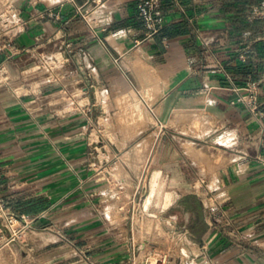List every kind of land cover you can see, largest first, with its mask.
I'll use <instances>...</instances> for the list:
<instances>
[{
  "label": "crops",
  "instance_id": "obj_1",
  "mask_svg": "<svg viewBox=\"0 0 264 264\" xmlns=\"http://www.w3.org/2000/svg\"><path fill=\"white\" fill-rule=\"evenodd\" d=\"M139 1L17 0L25 27L13 37L0 30V66L10 77L0 84V141H13L4 168L31 171L24 184L37 187L5 199L9 212L28 218L22 247L31 253L22 263L73 264L62 256L75 250L83 264H151L146 243L157 229L141 234L136 223L147 191L140 196L138 175L125 208H103L117 196H106L104 176L97 181L101 156L89 129L106 116L109 94L114 121L120 102V121L147 122L136 136L160 139L147 152L153 169L181 171L178 183L167 175L168 188L188 218L189 202L209 200L188 189V172L201 163L213 170L223 157L228 226H215V208L202 207L201 232L179 228L172 207L153 208L164 231L190 236L202 264H264V17L252 15L261 0H164L165 24L153 36ZM44 58L55 67H42ZM71 96L87 111L74 109Z\"/></svg>",
  "mask_w": 264,
  "mask_h": 264
},
{
  "label": "rangeland",
  "instance_id": "obj_2",
  "mask_svg": "<svg viewBox=\"0 0 264 264\" xmlns=\"http://www.w3.org/2000/svg\"><path fill=\"white\" fill-rule=\"evenodd\" d=\"M109 96L110 95L107 94L106 102L108 103L105 104V114L107 115L102 116L101 122L95 121L91 126V129H89V135L94 147L96 145H98L99 147L103 146L100 150L101 153L97 151V155L100 154L101 157L95 156L94 158V161L96 162L95 166L99 167L98 172H100L96 177L97 181L98 177L104 176L108 181V185L110 186V188L105 193L106 196H110V194L117 196V201L115 203H112L110 201L106 204V206H103V208L107 207V209L111 211L117 210L121 207L125 208V203L121 202V199L130 196L132 192V178L134 177L133 175L135 173L141 180L140 196L147 190L144 196L142 195V201H139L138 203V208L142 216L138 217V215H136L135 218L137 225L141 227L142 234L144 233V231L146 232L145 228L149 225V220L147 218L148 216H146L145 214V212L147 213V211L144 208L143 201L145 202V199L148 196L147 193H149L148 186L154 170L153 167L158 166H151V164L147 161V152L153 147L154 144L155 146H157L156 141L160 139H144V137L136 136L139 133H147V122L139 120V117L137 115H135L130 120L120 121L119 114L124 112L125 107V105H122L120 102L117 103L118 107L115 109V117L118 120L114 121L111 115V113H114V111H111L113 105L110 102ZM99 124H102V126H100ZM100 129H102L101 132ZM144 129L145 131H143ZM142 140L143 142L140 143L141 148L135 151L137 143ZM10 143H13V141H0V199H2L5 203L4 210H0V264H24L22 263V261L27 258V256L29 257V253H31L30 250H25L22 247L23 241L29 237L25 232L23 233L24 229L26 228L25 225L28 224V218L25 215H19V213L9 212V206L6 203L5 199L12 195H35V193L37 192V187L34 184L30 183L24 184V182L27 181V176L25 175L27 173H31V171L25 169H16L11 172L9 169L6 170L4 168L7 164L5 162L9 160V154L5 153L3 149ZM128 152L131 155L136 153V156L134 155L135 157L133 159L129 158L127 160L124 154H128ZM19 156V154L16 155V157ZM193 158L195 161H198L199 164L201 163L199 157H197L195 154L193 155ZM13 161L19 162V159L14 160L13 158ZM200 165V170L193 169L188 172L194 183L192 184V186H189L188 189L197 191L201 193V195H203V193H209V195L205 196V198L209 197V200H205V205L201 203L203 209L210 212L212 208H215V226H228V212L231 211V205L228 204V192L221 185L222 174L220 167L223 165V157H220L219 160L215 158V169L213 170H208L206 167L207 164L205 163H201ZM164 172L168 176L170 175L171 179H175L178 183L181 177V171L167 170ZM82 177H84L83 174ZM168 190L170 189L168 188ZM198 197H201L200 194L198 195ZM25 199L23 201H25ZM15 201L16 202H14V208L18 210L21 205H19V201ZM29 205L32 204L29 203ZM99 207L102 208V206L100 205ZM167 214H176L178 222L177 226L179 228L183 229L190 226V218H188L186 216V213L180 210L178 206L172 207L170 211L167 212ZM155 218L156 217L153 218V221L150 223L149 227L151 232L155 228L157 230L156 232H154L155 234L153 233L150 236H147L150 239L149 241H158L160 245L155 247L156 245H151L153 244L151 242L146 243L147 247H154L152 249V252H149L146 256V260L150 259L151 264H166L167 262H170V256H173V262L174 264H176V254H178L179 256H183V264H189L190 261L193 262L192 264L201 262L200 259L196 258L195 255H191L190 253L189 246H193V250L196 253L200 252L199 245L194 244L190 236H174L173 234L170 235L169 233L164 231L160 220H155ZM185 242L187 243L185 244ZM184 251L188 253L186 256L183 255ZM34 254L35 253H33V256ZM48 254H50L49 251H45L44 256ZM166 254H168V257L164 259V255ZM62 257L65 258V261L68 260L69 263L83 264L79 261L75 250H68ZM155 259H157V261H155Z\"/></svg>",
  "mask_w": 264,
  "mask_h": 264
},
{
  "label": "built area",
  "instance_id": "obj_3",
  "mask_svg": "<svg viewBox=\"0 0 264 264\" xmlns=\"http://www.w3.org/2000/svg\"><path fill=\"white\" fill-rule=\"evenodd\" d=\"M17 0H0V30L3 27L7 28V33H10L9 36H16L19 34L25 27L26 21H21L18 15ZM138 8L140 15L143 18L145 27L147 29V35L153 36L163 29L165 24V13H164V0H140L138 3ZM52 11H50L51 13ZM252 15L256 17H264V0H261V3L252 10ZM42 67L51 70L55 67V64L48 60L47 58L43 59ZM10 80V77L7 73V70L4 66H0V84ZM253 88V86H249ZM256 91L251 89V96L248 99L249 103H254L256 101ZM72 106L74 109H82L87 111L83 105L77 103L74 97L71 96ZM244 99V97H243ZM102 126V124H99ZM102 129H100V132ZM99 150L103 146H95ZM98 150V151H99ZM5 203L0 199V210H4ZM92 264H100L96 261H93Z\"/></svg>",
  "mask_w": 264,
  "mask_h": 264
},
{
  "label": "bare ground",
  "instance_id": "obj_4",
  "mask_svg": "<svg viewBox=\"0 0 264 264\" xmlns=\"http://www.w3.org/2000/svg\"><path fill=\"white\" fill-rule=\"evenodd\" d=\"M140 148H141V144L137 143L135 151L139 150ZM124 155L125 158L128 160L129 158L133 159L136 156V153L131 155L128 152V154H124ZM168 183H169V177L163 170L157 169L153 171L149 182V193L144 202V208L148 213L147 218L149 220L148 222L149 225L153 221V218L156 217L155 213H153L152 211L153 208H160L162 210H165L168 207H170L175 200L176 195L173 191L168 190ZM149 225L145 228L146 232L150 231ZM187 254H188L187 252L185 251L183 252V255L186 256ZM166 257H168V254L164 255V259H166ZM181 258L183 259V256H181ZM155 261H157V259H155ZM181 264H183V260ZM194 264H202V263L198 262Z\"/></svg>",
  "mask_w": 264,
  "mask_h": 264
},
{
  "label": "trees",
  "instance_id": "obj_5",
  "mask_svg": "<svg viewBox=\"0 0 264 264\" xmlns=\"http://www.w3.org/2000/svg\"><path fill=\"white\" fill-rule=\"evenodd\" d=\"M188 205L198 212V220L196 221L197 223L193 226V229L196 232H201L207 226V223L205 222L204 216H203L202 205L200 201L197 199L193 203L189 202Z\"/></svg>",
  "mask_w": 264,
  "mask_h": 264
},
{
  "label": "water",
  "instance_id": "obj_6",
  "mask_svg": "<svg viewBox=\"0 0 264 264\" xmlns=\"http://www.w3.org/2000/svg\"><path fill=\"white\" fill-rule=\"evenodd\" d=\"M174 193H175V195H176V197H175V200H174V202L172 203V205L170 206V207H168L167 209H169V208H171V207H174V206H177V202H178V200H179V198H180V195H179V193L177 192V191H173ZM153 244H155V245H157L158 243H155V242H152ZM170 260H172L173 259V256H170V258H169ZM181 256H179V255H177V257H176V264H181Z\"/></svg>",
  "mask_w": 264,
  "mask_h": 264
},
{
  "label": "flooded vegetation",
  "instance_id": "obj_7",
  "mask_svg": "<svg viewBox=\"0 0 264 264\" xmlns=\"http://www.w3.org/2000/svg\"><path fill=\"white\" fill-rule=\"evenodd\" d=\"M190 212L192 213V218H190V224L191 226H194L198 220V213L195 210H190Z\"/></svg>",
  "mask_w": 264,
  "mask_h": 264
}]
</instances>
